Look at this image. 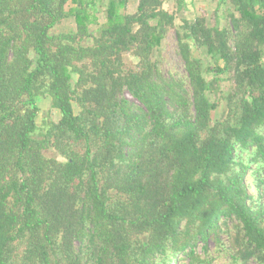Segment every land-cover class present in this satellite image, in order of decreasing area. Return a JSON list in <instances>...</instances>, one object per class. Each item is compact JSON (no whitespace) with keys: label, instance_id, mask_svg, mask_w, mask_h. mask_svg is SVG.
Returning a JSON list of instances; mask_svg holds the SVG:
<instances>
[{"label":"trees","instance_id":"1","mask_svg":"<svg viewBox=\"0 0 264 264\" xmlns=\"http://www.w3.org/2000/svg\"><path fill=\"white\" fill-rule=\"evenodd\" d=\"M186 1L0 0V264H264V0Z\"/></svg>","mask_w":264,"mask_h":264},{"label":"rangeland","instance_id":"2","mask_svg":"<svg viewBox=\"0 0 264 264\" xmlns=\"http://www.w3.org/2000/svg\"><path fill=\"white\" fill-rule=\"evenodd\" d=\"M187 6L188 9L184 11L182 14L179 15V19L177 20V27L182 26V19H188L193 20L196 17L203 16L207 18L208 22L210 24H218L223 27L226 24V20L223 16L226 15L225 8L220 9L218 15H215V12L218 10V4L220 0H187ZM72 5L67 6V10L71 8ZM164 7L170 12L176 11V0H164ZM137 8L136 2H131L129 5V12L133 13ZM227 9V8H226ZM106 22L104 14H99V24L103 25ZM97 26L94 27V31L97 30ZM74 30L73 22L66 21L63 23L60 27L55 28L52 31V34L58 35L61 32H72ZM87 42H84V44H87ZM193 57L194 58H201L205 65L211 64L210 59H208L204 52L199 51L197 49H193ZM154 58H158V54L155 53ZM125 63H126V69L129 70H137L138 67V60L132 56H125ZM161 59L163 67L170 73L175 75H183L185 74L184 65L178 55V47H177V39L175 31L172 30L165 42L162 45V49L160 51L159 60ZM206 79L211 82L212 76H206ZM218 83V86H220L221 90L224 93H228L230 91L231 84L226 79V76L222 77ZM213 89V85H212ZM211 98H213L212 95H210ZM131 99L130 97H128ZM39 106V115L37 118V123L39 126H43V122L50 123L51 121L57 122L60 119V113L55 110L52 106L50 98H42L38 102ZM224 104L215 112H213L212 117L213 120L216 121L219 118L221 119L223 117V111H224ZM74 110L76 113L79 112V109L74 106ZM37 138L42 139L43 135L41 132H38ZM52 155V154H49ZM251 193L253 195H257L256 189L251 188ZM210 250L208 253V260L211 261L210 264H223L228 263V258L220 253H218V250L215 248L213 244L209 246ZM198 253L205 258V254H203L201 246L197 248ZM254 264V263H251Z\"/></svg>","mask_w":264,"mask_h":264}]
</instances>
